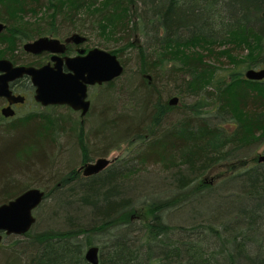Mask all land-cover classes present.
Wrapping results in <instances>:
<instances>
[{"label":"trees","instance_id":"obj_1","mask_svg":"<svg viewBox=\"0 0 264 264\" xmlns=\"http://www.w3.org/2000/svg\"><path fill=\"white\" fill-rule=\"evenodd\" d=\"M6 1L43 12L44 35L88 42L107 30L122 43L87 48L116 54L124 72L126 50L138 61L121 94L113 92L120 77L104 83L110 103L85 117L67 105L8 125L0 114V204L31 187L45 191L31 230L4 234L0 264H91L94 245L99 264H264V161L205 181L212 166L250 159L263 143L264 78L243 72L264 67V0ZM215 47L237 48L243 59L218 73ZM125 143L128 153L94 175L66 161L78 151L92 161ZM203 200L207 214L174 220Z\"/></svg>","mask_w":264,"mask_h":264},{"label":"water","instance_id":"obj_2","mask_svg":"<svg viewBox=\"0 0 264 264\" xmlns=\"http://www.w3.org/2000/svg\"><path fill=\"white\" fill-rule=\"evenodd\" d=\"M6 29V24L0 21V34ZM72 39L81 44L85 38L74 34ZM24 49L32 53L49 51L54 53L52 60L55 63L45 64L41 67L14 65L8 58H0V96L7 98L9 106L2 109L6 117L14 115L11 105L23 101L24 97L13 94L11 82L24 77H30L35 87L34 98L43 106L67 105L75 111H80L85 117L91 108L89 88L110 82L124 73V65L119 57L109 50L94 47L85 53L81 49L79 55L74 57H60L58 53L66 50L65 44L56 37L41 36L33 41L26 42ZM244 77L250 80H262L264 68H249L244 72ZM179 101L177 96L170 99L171 105ZM258 161H264L260 155ZM112 163L106 156L97 158L81 165L78 171L84 176H90L103 171ZM45 191L38 187H31L0 204V246L4 234L24 235L36 223L35 210L42 204ZM100 249L94 245L86 250V260L91 264H99Z\"/></svg>","mask_w":264,"mask_h":264},{"label":"rangeland","instance_id":"obj_3","mask_svg":"<svg viewBox=\"0 0 264 264\" xmlns=\"http://www.w3.org/2000/svg\"><path fill=\"white\" fill-rule=\"evenodd\" d=\"M13 5V6H11ZM24 6V5H23ZM26 8V9H24ZM14 7L13 2H8L6 0H0V21L6 24V29L0 36V58H15L16 56V47H17V41H18V47L20 45V48L22 49V45L28 41H31L35 37H39L44 35L48 29L49 26L47 25H40L45 22V16L43 12L38 11V9H28L27 7ZM86 21H89L88 19H85L81 21L82 23L86 24ZM43 26V27H42ZM101 34V33H100ZM74 34L70 35L67 33H63L62 37L66 40H71ZM103 35V36H102ZM102 35L99 37L95 36V34L92 35L90 38L91 40L86 42L84 41L81 45H79V48H87V45L90 47H93L99 43L106 45L109 44V46H115V45H120L119 43L117 44L113 40L114 38L107 37V30L106 33H102ZM18 37H20L18 39ZM132 37L138 41V44H142L144 42V38L139 35L137 32H133ZM124 42V40H123ZM100 45V44H99ZM17 47V50H18ZM215 51L213 52L214 55H212V61L215 65L219 67L218 73L221 74H229L231 68L235 66V63L243 59V53H240L237 48L228 51L226 54L220 53L223 47H215ZM206 52V51H204ZM218 52V53H217ZM123 58L127 60L126 64V69L125 72L122 76H120L121 82L118 85L117 88H114L113 92L117 95L119 94V88L120 86H123L122 84L125 83L126 78L132 74L136 68H137V54L136 51H130V49L126 50V53L124 54ZM122 58V59H123ZM16 59H19L16 57ZM264 67H259V68H254V69H261ZM220 74V75H221ZM244 75V72H243ZM119 80V81H120ZM162 80V79H161ZM104 84L102 85H95L91 86L89 88V99L91 100V108L96 107L97 109H100L101 106H104L110 103L111 97L107 90H104L103 87ZM163 85V84H162ZM169 88H172L170 85ZM27 94V102L24 105L18 106L16 108V115L11 116L9 118H4L2 121L4 125H8V123L16 120L17 118L23 117L25 115H28L32 112H40L44 113L43 110L44 106H41L40 104L36 103V101L33 98V95L31 94L30 91L25 92ZM121 94V93H120ZM123 101L121 100V104ZM126 102L124 101V104ZM180 101L177 102L179 104ZM176 104V105H177ZM3 107V104L0 103V111L1 108ZM61 110V109H60ZM48 113L52 112L53 110L51 108H48L46 110ZM62 112V111H61ZM64 112V111H63ZM79 113V112H78ZM1 114V113H0ZM88 114V113H87ZM95 122L98 124V121L100 122V116L96 114ZM225 127L232 128L233 126H228L227 124H224ZM65 144V149L67 150L70 147V144ZM129 151V145L127 143L123 144L121 149L119 150H113L109 154H107L106 157H108L110 160H113L116 157H121L123 155H126ZM74 152L67 154L66 161L68 159L69 163L75 162L76 169H78L81 165L91 162V161H86L83 162L81 157L79 156V151L76 152L77 156L73 154ZM95 155V154H94ZM92 155L93 160L95 161L97 158L102 157L99 155ZM260 155H264V139L263 143L261 146L251 155L250 159L247 160H242V161H230V162H223L220 164H216L212 166V168L206 173L205 175V181L210 184H216L222 177H224L227 174H230L231 172L239 169L242 166H246L248 164L253 163V159H258ZM112 164V163H111ZM82 176H84L81 173ZM28 182V181H27ZM34 185V183H32ZM36 185V184H35ZM211 202V201H210ZM215 201L212 200V205H215L213 203ZM211 205V206H212ZM209 201L208 200H203L201 203L198 204H192L191 206H188L183 214H179L182 212H177V214L174 217V220L177 222L180 221H192V212L193 210L199 211L201 214H207L208 213V207H209ZM138 215L141 216L143 219H148L150 218L151 214H149V211L147 210L146 207H140L138 209ZM34 215L37 217V212L35 210ZM21 236V235H17ZM100 247V245H98Z\"/></svg>","mask_w":264,"mask_h":264},{"label":"flooded vegetation","instance_id":"obj_4","mask_svg":"<svg viewBox=\"0 0 264 264\" xmlns=\"http://www.w3.org/2000/svg\"><path fill=\"white\" fill-rule=\"evenodd\" d=\"M43 36H49V35H43ZM39 37H41V36H39ZM39 37H35L31 41H33V40H35V39H37ZM51 37H53V36H51ZM56 38H58V37H56ZM59 39L66 46L65 52L58 53L57 56H60V57H65V56L74 57V56L79 55L81 49H85V53L89 49H91V48H79V45H81L82 43L81 44H77V43L74 42L73 39H71V40H66L64 38H59ZM23 45H22V49L19 46L18 47V50H17V47H16V52H15L16 53V56H15V58H13V59L8 58L9 60H11L13 62L14 65H27V66L41 67V66H43L45 64H48V63H51L52 65L55 63V61L52 60V57L54 56V53L49 52V51H43V52H40V53L28 52V51H26L24 49ZM16 57L19 58V59H16ZM10 88L13 91V94H15V95H21V96L24 97V100L23 101L15 102V103H13L11 105V108L14 110V115H16V108L18 106L24 105L27 102V99H28L27 97L28 96H27V94H25V92L30 91L31 94L33 95V98H34V95H35V87L32 85L31 80H30V77L24 76V77H21V78L15 80V81L11 82ZM34 100H35V98H34ZM0 103L3 104V107L1 108V111H0L1 116L3 118H9V117H6L2 113V109L4 107H7V106L10 105L9 104V101L7 100V98L0 96ZM36 103L40 104L37 101H36ZM41 106H43V105H41ZM77 112H79L80 115H81V112L80 111H77Z\"/></svg>","mask_w":264,"mask_h":264},{"label":"bare ground","instance_id":"obj_5","mask_svg":"<svg viewBox=\"0 0 264 264\" xmlns=\"http://www.w3.org/2000/svg\"><path fill=\"white\" fill-rule=\"evenodd\" d=\"M123 75V74H122ZM12 236V235H11ZM17 236V235H16Z\"/></svg>","mask_w":264,"mask_h":264}]
</instances>
